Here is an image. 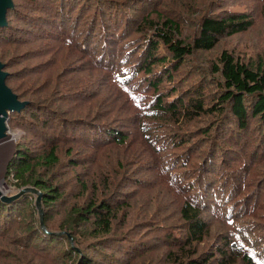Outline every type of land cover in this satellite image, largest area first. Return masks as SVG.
I'll return each mask as SVG.
<instances>
[{"label": "trees", "instance_id": "obj_1", "mask_svg": "<svg viewBox=\"0 0 264 264\" xmlns=\"http://www.w3.org/2000/svg\"><path fill=\"white\" fill-rule=\"evenodd\" d=\"M260 20L264 0H13L5 181L45 227L36 193L0 197V264H264V48L214 54Z\"/></svg>", "mask_w": 264, "mask_h": 264}, {"label": "rangeland", "instance_id": "obj_2", "mask_svg": "<svg viewBox=\"0 0 264 264\" xmlns=\"http://www.w3.org/2000/svg\"><path fill=\"white\" fill-rule=\"evenodd\" d=\"M235 8L244 9L239 6H236ZM257 26H259L257 36H245L240 40H235L234 42H232V39L223 41L214 54L221 51L223 47L231 50H237V53L242 55H250L258 48H264V22L260 20V23H258ZM208 55L213 56V54H207V57ZM203 56L206 57V54ZM19 136L20 132L18 130H13L9 127L8 135L0 139V155H2L0 156V191L7 195H13L20 191V189H17L15 186L8 185L5 181L6 166L15 151V143Z\"/></svg>", "mask_w": 264, "mask_h": 264}, {"label": "water", "instance_id": "obj_3", "mask_svg": "<svg viewBox=\"0 0 264 264\" xmlns=\"http://www.w3.org/2000/svg\"><path fill=\"white\" fill-rule=\"evenodd\" d=\"M12 6L13 0H0V27L7 24V11ZM7 74L8 73L4 71V64L0 61V139L8 135L9 126L7 121L9 113L20 111L26 105V102L20 101L17 94L7 85ZM26 192H32L38 195L36 203L40 212L41 223L45 227L43 220L44 210L42 206V197L39 190L34 187H26L14 195H7L0 191V197L3 200L10 201Z\"/></svg>", "mask_w": 264, "mask_h": 264}, {"label": "crops", "instance_id": "obj_4", "mask_svg": "<svg viewBox=\"0 0 264 264\" xmlns=\"http://www.w3.org/2000/svg\"><path fill=\"white\" fill-rule=\"evenodd\" d=\"M0 156H2V155H0ZM8 164V163H7ZM7 167V166H6Z\"/></svg>", "mask_w": 264, "mask_h": 264}]
</instances>
